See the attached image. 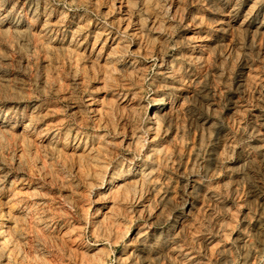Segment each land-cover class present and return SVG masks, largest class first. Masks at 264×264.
<instances>
[{
	"label": "bare ground",
	"instance_id": "6f19581e",
	"mask_svg": "<svg viewBox=\"0 0 264 264\" xmlns=\"http://www.w3.org/2000/svg\"><path fill=\"white\" fill-rule=\"evenodd\" d=\"M9 6L0 1V13ZM263 6L264 0H253L244 14L230 6L217 30L230 24L239 35L258 19L255 35L264 37V17L258 15ZM37 10L31 7V14ZM44 14L42 28L51 36L58 23L46 7ZM189 41L192 49L183 64H169L155 80L152 104L126 86L125 77L136 70L119 53V42H113L116 55L105 58L93 46L91 52L104 59L107 80L122 76L104 87L110 103L85 100V111L98 121L91 136L79 135L75 126L63 135L44 126L50 110L41 104L20 107L14 115V107L0 110V140L13 135L22 140L16 169L31 175L14 177L0 163V264L35 263L25 254L32 236L59 243L55 248L70 264H264V115L254 132L255 145L228 165L236 145L222 132L216 98L227 88L226 50L207 82L190 68L206 37ZM228 43L234 58L241 54L235 40ZM261 79L248 65L243 92L264 98ZM239 109L234 101L235 115ZM34 148L40 152L32 154ZM48 184L63 189L62 211L80 221L59 219L49 209ZM87 227L96 243L83 240ZM116 247L121 250L114 255Z\"/></svg>",
	"mask_w": 264,
	"mask_h": 264
},
{
	"label": "rangeland",
	"instance_id": "374dc122",
	"mask_svg": "<svg viewBox=\"0 0 264 264\" xmlns=\"http://www.w3.org/2000/svg\"><path fill=\"white\" fill-rule=\"evenodd\" d=\"M0 1L10 5V9L0 13V110L14 107L11 110L14 115L20 114V107L41 104L50 110L44 126L57 129L60 135L75 126L79 135L91 136L98 121L85 111L84 103L89 97L101 105L112 101L104 97V87L117 84L116 80L122 74L107 80L102 56L116 55V42L122 46L119 53H124V58L135 64L136 72L125 77L126 86L144 102L152 104L157 92L155 80L163 72L161 70L169 64L181 66L183 58L192 49L189 38L202 36L206 37L204 48L197 53L196 65L190 67L196 77L211 82L221 66L219 56L226 50L222 64L228 72L227 88L216 98L222 132L236 145V152L228 165L236 164L242 153L255 145L254 132L264 115V98L258 94H245L241 79L248 65H252L262 78L259 82H263L264 37L255 35L258 19L253 27L239 35L233 32L230 24H225L221 32L217 30L230 6L244 14L253 0ZM31 7L38 9L36 14H31ZM45 7L49 9V17L58 23L51 36L42 28L44 18L48 17L44 14ZM258 11L259 18L264 17V6ZM157 16L162 18V25H158ZM230 39L241 48V54L236 58L235 49L228 43ZM93 46L101 48L102 56L97 57L91 52ZM3 79L8 85H3ZM184 94L189 96L186 91ZM234 101L240 102L236 115L232 110ZM184 119L187 122V118ZM0 141L1 165L14 177L30 179V173H20L16 169V156L23 146L22 140L13 135ZM34 149L32 154L40 152L39 148ZM56 169L60 176H64L62 167ZM46 188L50 199L48 207L59 219L71 223L80 221L77 215L62 211L59 201L64 191L61 187L48 184ZM40 240L32 236L29 247L25 248L28 259L36 261L32 264H70L62 251L55 248L59 243ZM83 240L96 243L90 227L84 232ZM99 243L108 247L104 240ZM32 244L37 248H32ZM113 250L116 255L121 247Z\"/></svg>",
	"mask_w": 264,
	"mask_h": 264
}]
</instances>
